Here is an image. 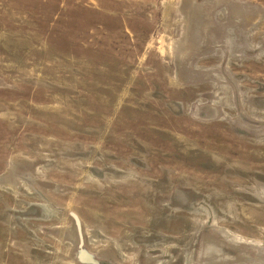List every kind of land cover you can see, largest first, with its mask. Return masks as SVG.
<instances>
[{
	"label": "rangeland",
	"instance_id": "obj_1",
	"mask_svg": "<svg viewBox=\"0 0 264 264\" xmlns=\"http://www.w3.org/2000/svg\"><path fill=\"white\" fill-rule=\"evenodd\" d=\"M0 264H264V0H0Z\"/></svg>",
	"mask_w": 264,
	"mask_h": 264
},
{
	"label": "bare ground",
	"instance_id": "obj_2",
	"mask_svg": "<svg viewBox=\"0 0 264 264\" xmlns=\"http://www.w3.org/2000/svg\"><path fill=\"white\" fill-rule=\"evenodd\" d=\"M188 1H190V0H188ZM190 3H191V2H190ZM190 3H189V4H190ZM189 6H190V5H189ZM182 7H183V6H182ZM184 7H185V6H184ZM184 7H183V8H184ZM187 7H188V6H187ZM192 8H194V6H193ZM184 9H185V8H184ZM185 11H186V10H185ZM186 13H187V12H186ZM183 14H184V13H183ZM193 18H194V17H193ZM183 23H184V22H183ZM185 26H187V25H185ZM178 48H179V47H178ZM172 79H173V77H172ZM175 79H176V78H175ZM178 80H179V79H178ZM171 82H172V81H171ZM176 82H177V81H176ZM197 107H198V106H197ZM198 109H199V108H198ZM197 112H198V111H197ZM55 209H56V208H55ZM63 229H64V228H63ZM63 229H62V230H63ZM84 255H85V256H88V257H91V255H90L88 252H86V251H83L82 256H84Z\"/></svg>",
	"mask_w": 264,
	"mask_h": 264
},
{
	"label": "water",
	"instance_id": "obj_3",
	"mask_svg": "<svg viewBox=\"0 0 264 264\" xmlns=\"http://www.w3.org/2000/svg\"><path fill=\"white\" fill-rule=\"evenodd\" d=\"M82 253H83V252L81 251V252H80V254H79V258H80V259H81V258L83 259L84 257H86V258H88V259L90 258V257H88V256H85V255H84V256H82ZM82 259H81V260H82Z\"/></svg>",
	"mask_w": 264,
	"mask_h": 264
}]
</instances>
